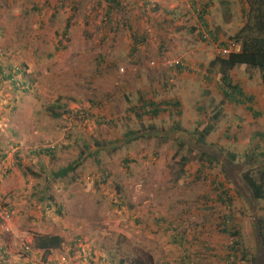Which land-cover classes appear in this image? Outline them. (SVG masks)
<instances>
[{
    "label": "rangeland",
    "instance_id": "374dc122",
    "mask_svg": "<svg viewBox=\"0 0 264 264\" xmlns=\"http://www.w3.org/2000/svg\"><path fill=\"white\" fill-rule=\"evenodd\" d=\"M247 11L245 0H0V206L11 217L0 264H243L255 246L264 264V200L240 182L247 155L264 154L263 77L237 67L254 101L236 104L211 67ZM43 234L65 243L44 255Z\"/></svg>",
    "mask_w": 264,
    "mask_h": 264
},
{
    "label": "trees",
    "instance_id": "16d2710c",
    "mask_svg": "<svg viewBox=\"0 0 264 264\" xmlns=\"http://www.w3.org/2000/svg\"><path fill=\"white\" fill-rule=\"evenodd\" d=\"M248 4V11L246 13V22L244 26L240 29L239 33L233 38L235 40L233 45L237 46L231 53L227 56H218L211 63V67L217 69L218 76L221 80L223 99L227 102H233L236 104H246L252 103L254 97L252 95H247L246 92L241 88L239 84L234 82L232 78V72L237 67H252L259 69L263 81H264V0H245ZM207 10L203 8V11L199 14L200 19L203 22L205 28L208 27L205 21V15ZM231 44V45H232ZM229 47V46H228ZM249 110H253L251 106ZM160 111L154 109L153 115H157ZM57 116V115H56ZM221 113L217 111L211 118V125L206 126L202 132L199 134L198 142L205 143V139L214 130V124L220 119ZM179 144H181V140ZM53 152L51 149L45 150L43 153ZM210 153L204 152L201 154V159H207L206 157ZM212 156H216L211 154ZM248 157V169L244 171L241 175L240 182L248 190V194L252 200H264V154H257L256 151L247 155ZM83 159L77 161L75 166L69 165L66 168L61 169L55 173V177L63 178L68 175L70 171H73L77 166L83 163ZM228 160L232 165L236 166L235 162L237 156L235 154H229ZM206 161V160H205ZM21 166V165H20ZM226 193V192H225ZM233 230H228L227 227L223 230L224 233H230L232 236L236 234L232 233ZM255 235L260 240L261 248L264 249V221L259 220L255 224ZM79 240L74 242V245H79ZM65 243V237L59 234H43L36 235L34 237V247L44 252V255L50 254L56 249H60ZM79 252H82V245H79ZM4 250L0 248V253ZM252 255V259L248 262V256ZM242 259H244L243 264H256L258 262V253L256 246L255 248L243 254Z\"/></svg>",
    "mask_w": 264,
    "mask_h": 264
},
{
    "label": "built area",
    "instance_id": "2783aa9c",
    "mask_svg": "<svg viewBox=\"0 0 264 264\" xmlns=\"http://www.w3.org/2000/svg\"><path fill=\"white\" fill-rule=\"evenodd\" d=\"M235 48H237V46L232 44L228 48V50H224V53L229 54ZM10 220H11L10 212H8V210L0 206V225L2 226V228H4L5 231H9L7 225L8 223H10ZM26 247H27L26 248L27 250H30L29 246H26Z\"/></svg>",
    "mask_w": 264,
    "mask_h": 264
},
{
    "label": "clouds",
    "instance_id": "9594fccd",
    "mask_svg": "<svg viewBox=\"0 0 264 264\" xmlns=\"http://www.w3.org/2000/svg\"><path fill=\"white\" fill-rule=\"evenodd\" d=\"M230 46H231V45H230ZM230 46H229V47H230ZM229 47H228V48H229ZM226 50H228V49H226ZM232 51H234V50H232ZM230 53H231V52H230ZM227 55H228V54H227ZM227 55H226V56H227ZM0 228H2L1 225H0ZM33 241H34V240H33ZM24 253H25V252H24ZM25 254H26V253H25ZM20 257H21V258L24 257V254H21Z\"/></svg>",
    "mask_w": 264,
    "mask_h": 264
},
{
    "label": "crops",
    "instance_id": "0c3cea01",
    "mask_svg": "<svg viewBox=\"0 0 264 264\" xmlns=\"http://www.w3.org/2000/svg\"><path fill=\"white\" fill-rule=\"evenodd\" d=\"M2 256H7V254H5V253H0V258L2 257Z\"/></svg>",
    "mask_w": 264,
    "mask_h": 264
}]
</instances>
